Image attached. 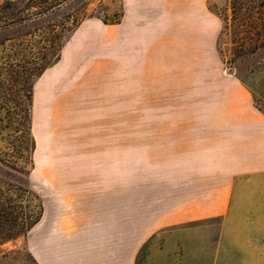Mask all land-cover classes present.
Wrapping results in <instances>:
<instances>
[{"label": "crops", "instance_id": "1", "mask_svg": "<svg viewBox=\"0 0 264 264\" xmlns=\"http://www.w3.org/2000/svg\"><path fill=\"white\" fill-rule=\"evenodd\" d=\"M124 1L136 12L128 27L146 41L206 43L216 34L207 0ZM219 90L233 92L223 93L221 113L169 114L172 125L130 157L126 131L87 128L77 112L60 119L58 98L34 97L30 179L40 189V216L23 242L34 264H138L156 235L229 220L242 200L264 198V114L243 84Z\"/></svg>", "mask_w": 264, "mask_h": 264}, {"label": "rangeland", "instance_id": "2", "mask_svg": "<svg viewBox=\"0 0 264 264\" xmlns=\"http://www.w3.org/2000/svg\"><path fill=\"white\" fill-rule=\"evenodd\" d=\"M6 1L14 0H0V7ZM85 3L90 17L69 36L59 61L38 78L33 77L34 67L40 66L44 46L35 32L39 24L0 28V190L10 198L11 213L19 215L15 237L0 244V264H34L23 243L40 215V189L30 179L34 97L50 93L58 98L60 119L77 112L87 119V128L126 131L129 157L137 153L136 145L146 149L153 137L172 125L169 114L221 113L223 93H233L220 91L223 84H243L252 105L264 114V49L239 58L233 55L230 37L222 32L229 0H207L208 18L217 30L206 43L146 41L142 29L128 27L127 19L136 12L129 11L124 0H76L72 6ZM71 100L76 104L64 106ZM185 100L188 106H175ZM205 101L207 106L197 105ZM91 114L105 119L89 122ZM147 153L150 156V150ZM217 244L222 245L218 250ZM215 258L222 264H264L262 195L242 200L229 220L156 235L140 252L138 264H212Z\"/></svg>", "mask_w": 264, "mask_h": 264}, {"label": "trees", "instance_id": "3", "mask_svg": "<svg viewBox=\"0 0 264 264\" xmlns=\"http://www.w3.org/2000/svg\"><path fill=\"white\" fill-rule=\"evenodd\" d=\"M73 1V2H72ZM76 0H14L6 1L0 7V28L5 26H27L39 24V33L44 44L40 52V66L34 67L33 77L38 78L51 65L60 59L61 50L81 25L87 15L88 3L75 8ZM230 14L223 18V33L230 37L233 55L237 58L253 55L264 49V0H229ZM107 24L106 20H103ZM31 34V33H29ZM26 98L31 101L32 81L29 83ZM0 190V244L15 237L19 227V215L11 213L10 198ZM1 200V199H0ZM40 216V215H39ZM39 218L33 223L38 222Z\"/></svg>", "mask_w": 264, "mask_h": 264}]
</instances>
